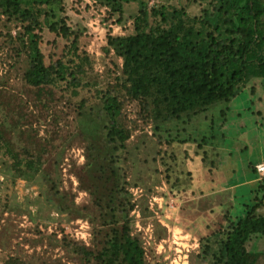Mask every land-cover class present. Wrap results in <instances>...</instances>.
<instances>
[{
    "label": "trees",
    "instance_id": "1",
    "mask_svg": "<svg viewBox=\"0 0 264 264\" xmlns=\"http://www.w3.org/2000/svg\"><path fill=\"white\" fill-rule=\"evenodd\" d=\"M97 1L121 21L124 4L139 0ZM201 1L198 12L191 13L185 5L148 6L141 0L132 30L107 36L104 50L122 60L115 62L118 70L111 83L88 80L93 58L79 52V36L61 16V0H0L6 25L20 26L7 36L17 55L26 53L23 79L40 100L60 86L74 96L94 88L96 100L85 97L77 105L74 132L86 142V160L78 173L80 187L90 196L85 205L68 199L47 170L50 150L16 141L22 136V118L2 114L0 107L1 172L12 180L38 184L58 214L90 219L88 241L65 231L60 237L56 231L50 235L51 246L57 243L65 252L63 259L76 264H148L130 215L137 203L124 163L131 137L122 121L125 98L138 102L142 117L155 129L178 128L183 118L191 121L217 102L230 101L251 79H264V0ZM46 27L67 41V51L55 60H48L43 51ZM60 161L61 152L54 164ZM244 207L235 215L227 210L223 222L201 237V256L209 264H258L264 254L257 245L264 238V196ZM252 243L257 247L250 248ZM2 264L35 263L10 254ZM57 264H64L61 258Z\"/></svg>",
    "mask_w": 264,
    "mask_h": 264
},
{
    "label": "rangeland",
    "instance_id": "2",
    "mask_svg": "<svg viewBox=\"0 0 264 264\" xmlns=\"http://www.w3.org/2000/svg\"><path fill=\"white\" fill-rule=\"evenodd\" d=\"M96 1L61 0L60 12L79 36V52L93 58L94 72L88 74V80L114 83L118 70L115 62L121 64L122 60L104 50L107 36L132 30L141 0L124 4L121 21L118 14L111 16L109 7ZM146 2L148 6L185 5L191 13L198 12L203 4L201 0ZM19 30V25H6L0 16L2 114L22 118V136H17L16 141L50 150L47 170L68 199L85 205L90 196L80 187L78 173L86 160V142L74 132L77 105L85 97L96 100L94 88L90 85L74 96L71 89L60 86L40 100L36 89L23 79L26 53L17 55L7 36ZM66 42L46 27V58L55 60L65 54ZM124 101L122 121L131 132L124 163L137 203L130 215L134 233H140L144 241L148 264H209L201 256V237L216 229L229 211L239 214L246 203L253 204L257 197L264 196V182L248 181L259 177L252 166L264 160V79H251L230 101L217 102L191 121L183 118L178 128L157 130L153 122L142 117L138 102L129 98ZM59 152L61 161L57 165L54 161ZM2 168L0 164V264L10 254L35 264H57L59 258L64 264H76L67 257L63 259L65 252L56 242L51 246L49 237L54 231L60 237L65 231L81 240L92 228L90 219L58 214L38 184L20 178L12 180L1 172ZM228 187L237 194L235 202ZM257 245L264 250V238ZM253 246L256 244L250 248ZM258 264H264V254Z\"/></svg>",
    "mask_w": 264,
    "mask_h": 264
},
{
    "label": "built area",
    "instance_id": "3",
    "mask_svg": "<svg viewBox=\"0 0 264 264\" xmlns=\"http://www.w3.org/2000/svg\"><path fill=\"white\" fill-rule=\"evenodd\" d=\"M255 169H256V172L259 175V177L260 178H264V161L256 163L255 164ZM87 228H89V227L87 226ZM88 237H89V232H87L86 235L84 234V235L81 236V238L84 241H88Z\"/></svg>",
    "mask_w": 264,
    "mask_h": 264
},
{
    "label": "crops",
    "instance_id": "4",
    "mask_svg": "<svg viewBox=\"0 0 264 264\" xmlns=\"http://www.w3.org/2000/svg\"><path fill=\"white\" fill-rule=\"evenodd\" d=\"M252 87H254V86H252ZM256 87H254V89H255ZM264 161V160H263ZM261 162V161H260ZM249 182H256V181H260L261 183H263L264 182V178H262V179H260L259 177H257V178H254V179H249L248 180ZM227 189H230L231 190V192H232V201L233 202H235V200H237V194L236 193H234L233 191H232V187H228ZM261 189L263 190L264 189V185L263 184H261ZM232 202V203H233ZM229 206H233L232 204L231 205H229ZM242 212V211H241Z\"/></svg>",
    "mask_w": 264,
    "mask_h": 264
}]
</instances>
